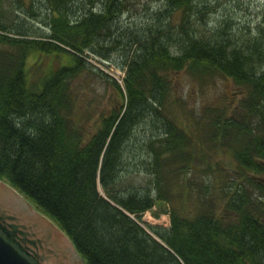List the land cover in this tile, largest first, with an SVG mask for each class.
<instances>
[{
	"label": "trees",
	"instance_id": "16d2710c",
	"mask_svg": "<svg viewBox=\"0 0 264 264\" xmlns=\"http://www.w3.org/2000/svg\"><path fill=\"white\" fill-rule=\"evenodd\" d=\"M68 1L49 0V34L9 26L0 15V179L57 225L85 264H264V11L254 39L223 28L206 37L190 26L196 0H164L170 13L128 34L119 23L130 0H98L99 8L90 3L80 17L66 10ZM120 50L124 92L109 82L121 107L85 131L75 120L72 83L101 74L90 54L108 62ZM36 53L54 55L59 66L32 83L28 60ZM186 66L244 87L242 117L227 107L199 119L194 131L167 116L159 125L157 109L178 104L167 75ZM141 122L147 132L149 123L163 129L154 145L144 142L150 152L133 158L135 171L150 178L147 188L120 183L124 148ZM205 124L213 132L201 140L196 132ZM207 142L214 153L228 142L237 168L227 170L235 178H216L211 165L205 173L216 179L212 187L189 177L198 173L195 151ZM159 203L169 205L170 225L149 232L141 216Z\"/></svg>",
	"mask_w": 264,
	"mask_h": 264
},
{
	"label": "rangeland",
	"instance_id": "374dc122",
	"mask_svg": "<svg viewBox=\"0 0 264 264\" xmlns=\"http://www.w3.org/2000/svg\"><path fill=\"white\" fill-rule=\"evenodd\" d=\"M90 3L96 6L95 9L99 8L98 0H70L66 10L72 16L80 17L92 6ZM127 3L124 14L120 17L119 25L125 28L128 34L148 26L150 18L156 14L167 13V11L170 13L168 6L160 0H130ZM263 4L264 0H196L197 15L190 18L192 19L190 26L193 30L198 29L200 32L208 33L205 34L206 37L217 34L216 30L223 28V33H227V35L231 34L237 38L246 35L254 39L259 35L261 15L264 11ZM0 15L8 22V25L13 22L25 23L28 26H33L34 30L38 28L49 34V31L46 30L51 15L49 0H0ZM171 51L175 53L176 46H173ZM125 53L123 50L113 53L108 62L90 54L87 57L89 64L97 68L101 74H85L72 83L76 100L75 120L83 130L94 132L103 115L107 114L113 107L117 109L121 107L120 94L109 81H115L124 92L122 81L125 74L118 68V65L123 62ZM34 55L35 57L28 60L32 83L40 81L42 73L49 66L54 69L59 66V60L54 55L38 53ZM65 61L66 59L61 60L62 63ZM167 77L171 79V97L177 100L178 104L172 107L168 105V101H165L157 109L160 119L159 125L165 124L164 118L167 116L169 119L178 118L180 124L189 126V129L194 131L196 130L194 124L199 119L208 121L213 112H216L217 115V110H226L227 107H229L228 112L236 114V118L238 115L242 117L239 108H241L240 103L246 99L247 92L243 93L244 87L238 86L231 78L217 74L201 76L197 72L191 71L189 66H186L180 73L169 74ZM234 110H237V113H234ZM190 120H194V123ZM145 124L147 123L141 122L137 126L138 128L132 135V140L124 148L126 166L123 169L120 183L125 186L129 184L136 188H147L149 184L148 175L135 171L136 163L133 158L135 155L138 157L141 154L145 155V152H150L148 151L150 146L148 145V150L145 149L144 142L152 144L153 139L162 134L163 129L151 128L149 123L147 132ZM205 126H202L200 130L197 129L196 132L197 137L201 140L203 139L202 134L205 135L211 130L208 125L205 124ZM211 132L210 134H212ZM207 143L204 144V149L201 147L195 151L193 164H195L194 169L198 173H195L194 170L190 171L189 177L197 178L198 184L203 183L204 180V183L209 181L210 187H212L216 183V179H213L212 173H205L207 166L211 165L216 178H235L236 172L231 173L227 170L237 168L236 159L232 155L233 150L228 147V142H224L223 146L218 145L216 153H214V147L209 142ZM158 145L156 141L155 147ZM258 176L264 179V171ZM99 192L104 195L101 188ZM167 210H169V205L163 203L155 205L152 210L141 216V225L149 232L151 231L150 227L168 228L170 219L166 214Z\"/></svg>",
	"mask_w": 264,
	"mask_h": 264
},
{
	"label": "water",
	"instance_id": "95a60500",
	"mask_svg": "<svg viewBox=\"0 0 264 264\" xmlns=\"http://www.w3.org/2000/svg\"><path fill=\"white\" fill-rule=\"evenodd\" d=\"M0 264H85L65 233L0 179Z\"/></svg>",
	"mask_w": 264,
	"mask_h": 264
},
{
	"label": "bare ground",
	"instance_id": "6f19581e",
	"mask_svg": "<svg viewBox=\"0 0 264 264\" xmlns=\"http://www.w3.org/2000/svg\"><path fill=\"white\" fill-rule=\"evenodd\" d=\"M161 2L165 3L166 4V1L164 0H160ZM30 202V201H29ZM31 203V202H30ZM33 205V203H31ZM34 206V205H33Z\"/></svg>",
	"mask_w": 264,
	"mask_h": 264
}]
</instances>
